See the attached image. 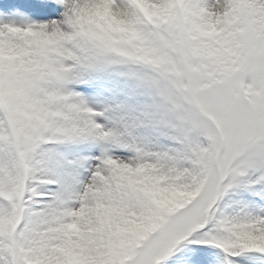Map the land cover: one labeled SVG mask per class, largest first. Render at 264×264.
Returning a JSON list of instances; mask_svg holds the SVG:
<instances>
[{
  "label": "snow or ice",
  "instance_id": "obj_1",
  "mask_svg": "<svg viewBox=\"0 0 264 264\" xmlns=\"http://www.w3.org/2000/svg\"><path fill=\"white\" fill-rule=\"evenodd\" d=\"M0 264H264V0H0Z\"/></svg>",
  "mask_w": 264,
  "mask_h": 264
}]
</instances>
